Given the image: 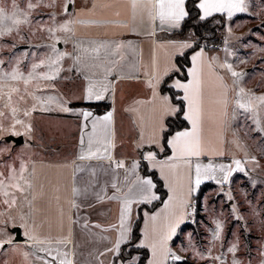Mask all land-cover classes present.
Returning <instances> with one entry per match:
<instances>
[{"label":"crops","instance_id":"1","mask_svg":"<svg viewBox=\"0 0 264 264\" xmlns=\"http://www.w3.org/2000/svg\"><path fill=\"white\" fill-rule=\"evenodd\" d=\"M72 21V71L76 76L74 82L79 87L72 90L73 100L65 106L74 110L91 111L94 116H103L113 111L112 124L107 133L111 140L110 157L106 154L100 158L79 159L81 151H87V134L92 130V118L84 121L77 111L63 112L55 104L45 105L50 110L55 109V113L50 110L43 113L57 115L56 119L50 122L49 119L41 121L39 143L32 144L29 141L33 145L32 151L20 150L14 146V154L11 155L17 170L21 161L28 162L32 188L25 193L17 192V202L10 209L0 203V209H6V217L2 218L6 219L7 226V237H0V240L9 236L13 238L11 245H5L7 264H60L61 260H70L72 264H119L116 255L106 250L113 246L118 237V232L111 225H118L122 201L110 197L127 193L128 198L139 199V185H133L132 182L137 175L145 176L146 168L156 172L163 181L167 190L163 202L169 195H173L168 187L169 182L176 189L178 197L187 192L189 169L183 166L182 160L173 161L180 164V167L165 169L168 176L166 180L160 175L159 168L152 169L147 161L141 159V153L146 149L137 147L142 142L141 134L147 139L154 130L163 103L160 97L170 95L162 86L171 75H165L166 70L173 63H177L178 52L181 51L177 43H191V35L176 34L184 20L177 28L165 26L161 30L158 21L149 22L144 10L138 9L134 18L132 0H85L74 6ZM232 23L234 25L236 22ZM99 45H105L112 54H105L102 49L99 57L92 55L90 50ZM117 45H120L118 50ZM199 47L204 48L210 61L216 57L212 61L213 67L224 77L229 91L226 110L215 104L206 105L211 113V117L205 120L206 142L210 141L212 149L222 152L223 155H202L198 161L193 158V164H232L234 160H239L234 155L230 141L235 78L219 68V65L231 63L238 71L239 66L235 65L238 60H235L232 52L229 53L225 44L217 50L204 45ZM85 49L89 51L85 52ZM189 50L191 49L182 51L185 54ZM77 56L80 57L79 60L75 59ZM157 78L162 83L154 90L148 86V81L155 83ZM90 83H94L97 89L108 86L109 90L104 94V99L89 101L84 98ZM168 85L171 86V79ZM213 88L214 84L209 87V93ZM154 91L157 93L155 98ZM173 103L176 102L173 100ZM85 123L88 124L87 128L83 127ZM82 135L85 139L83 146L80 144ZM98 136L103 139L104 133L98 132ZM95 147L96 145L93 150ZM168 155L171 153L158 154V159H164ZM118 161H123V168H116ZM135 161H140V166L133 172L132 165ZM192 175L194 176V172ZM113 184L116 188L112 187ZM207 184L216 182L204 181L200 188ZM75 189L80 190L79 194ZM155 191L159 195L157 189ZM196 194L190 197L185 195V198L192 202ZM154 202L133 205V219L130 222L132 236L134 224L139 217L137 213L143 215L141 236L137 243L143 239L145 222L149 225L150 239L156 235L152 231V222L144 215L145 212L154 214L163 208L162 202L155 209H149ZM173 205L179 214L181 210L178 201L174 200ZM184 211L187 215L177 230V235L181 226L192 219L189 208ZM164 215L162 213L156 222L161 233L166 230ZM21 216L24 217L23 220ZM177 235L168 242L171 249ZM29 236H34L35 239H29ZM124 247L125 245L121 246V252ZM148 250V259H151V249ZM64 253H67L66 257ZM158 260L164 264L162 257L158 256ZM167 264H170V260Z\"/></svg>","mask_w":264,"mask_h":264},{"label":"snow or ice","instance_id":"2","mask_svg":"<svg viewBox=\"0 0 264 264\" xmlns=\"http://www.w3.org/2000/svg\"><path fill=\"white\" fill-rule=\"evenodd\" d=\"M73 0H69L72 3ZM40 6L39 3H33L32 0H26V8H20L16 3V0H12L11 11L6 10L4 6H0V37L10 36L13 32H19L21 26L31 25V13L34 12ZM50 6V5H49ZM194 7L200 13L197 16L198 20H206L212 17L216 13L227 14L231 18L236 13H243L248 11V6L246 0H197ZM132 8L134 18L137 14V10L141 9L147 12L149 22L158 21L161 30L165 26L169 28H177L180 26L181 21L190 16V12L186 8V0H132ZM69 10L68 5H65L64 11L67 13ZM73 23L72 20L65 21V23L59 25L57 28H47V31L52 34L54 40H59L56 36L57 31L69 32L71 28L69 25ZM230 31V29H229ZM191 43L184 42H174L177 43L178 55L183 57L184 49H191V55L189 57V65L173 63L169 69L166 70L165 75H170L171 79V90H179V93L174 92L173 95L161 96L162 105L160 109V116L154 127V130L147 139L141 134V143L137 145L138 148L144 147L146 150L141 153V159L148 162V166L152 169L159 168L160 175L164 179H168L165 174V169H176L181 165L178 163H173V161H183V166L189 169V184L186 194L182 193L179 197L176 195V189L172 188L171 182H169L168 187L173 191V195H169L167 200L163 202V208L155 212L154 214L144 213L148 217V221L152 222V231L156 235L150 239L149 237V225L145 222L143 229V239L139 242H135L132 236V226L131 221L133 219V205L134 204H151L153 201L160 200L161 197L157 195L155 189L157 188L151 175L147 174L143 177L137 175L135 181L132 182L133 185L138 184L140 190L139 199L128 198L127 193L123 196L113 195L110 199H121V209L119 215L118 225H111L113 229L118 232V237L115 240L113 246L106 251L113 252L119 264H161L158 260V256L163 258L164 264L167 261H181L183 258L177 255L168 246V242L173 236L177 235V230L180 225L184 222L187 213L184 211L186 208H192L193 205L189 199L185 198V195L190 197L200 188L201 184L207 180H214L218 185H223L229 181V178L234 172H243L244 166L240 160H234L232 164H220L215 165L212 163L201 164L199 162L193 164V158L198 161L202 155H223L222 152L215 151L211 147V142L207 141L205 138V120L211 117V113L207 110L206 105L215 104L225 109L228 105V85L224 82V77L219 75L215 68L213 67L212 61L216 60L213 57L210 61L208 59L207 53L203 47H199L197 42V37L193 33L190 37ZM15 45H13L14 47ZM53 51L56 53L55 59L49 58L47 61L48 72H37V69L41 68L46 64L45 60H41L37 64L32 65V70L25 76L19 71V68H14L11 73L5 72L0 79L4 77H9L13 81H23L25 85V92L27 95L32 96L38 104L42 106V110L48 111L49 108L43 107L45 104L51 105L56 103L57 107L63 112L77 111L83 117L84 121H88L92 118L91 123V133L87 134V151H81L79 159H87L91 157L100 158L104 155H108L109 147L111 146V140L108 138V131L111 127L113 120V111L107 112L103 116H94L91 111L84 109H71L66 107L67 101H63L62 98H57L55 96H48L46 99L36 96L32 92L27 91V85H29L33 80L39 81H52L55 80L59 75L61 68L60 62L68 53L57 52L56 44L50 45ZM120 45H117V50ZM104 49L105 54L109 53L105 45H99L90 50V53L96 57H99L101 50ZM88 52V49L84 50ZM79 60L80 57L75 58ZM5 62L0 59V65ZM19 63V61H17ZM219 68L226 70L230 75L235 78L233 84L239 83V78L243 75L237 72L231 63H222ZM162 83L160 78H157L155 83L153 81H148V86L154 90L160 86ZM214 84V88L209 93L208 89ZM167 86V85H166ZM2 87V86H0ZM37 89L40 85L37 83ZM108 86L97 89L94 83H90L86 89V100H102L104 99V94L108 91ZM20 92L19 87H10L7 93L0 91V100L7 96V103L3 105V108L10 109V122L7 129H4L3 121L7 118L8 114L0 109V129L11 132L16 136L22 135L21 132L17 131V127L23 128L24 135H27L33 131L32 124L30 122H25L24 119L18 118V112L20 111L12 103V94ZM157 93L153 92V97ZM214 97V98H212ZM19 99L24 100V96H20ZM173 100L176 103H173ZM236 107L242 109L245 112H250L253 114L255 122L259 124V120L256 119L258 116V111L264 108V95H256L252 92H246L243 87H240L237 92V99L235 101ZM36 111V106L28 110L23 111L24 117H30L32 112ZM169 118H182L187 122L190 127H181L180 130H175L173 126L168 123ZM84 128L88 127V124L83 125ZM264 131V128L260 129ZM98 132L104 133V138L101 139L98 136ZM80 144L85 145L84 136H81ZM94 145H96L95 150H93ZM11 149L7 147H0V155L4 153H10ZM170 152L171 155L166 156L164 159H158V154ZM11 159V156H9ZM256 158L252 157V161ZM234 165V166H233ZM116 168H123V161L116 162ZM140 166V161H135L132 165V171L135 172ZM34 171V169H33ZM194 172V176L192 173ZM28 173V175H26ZM29 164L26 161H21L19 169L9 166V175L4 176L3 172H0V196L5 197L3 203L7 208H12L17 202L16 193H25L28 189L32 188V181L29 178ZM116 188V185H112ZM14 190V191H10ZM79 194L80 190H74ZM119 193V189H117ZM129 192H131V187H129ZM228 200H233L234 197L231 191L227 193ZM25 199L27 197L25 196ZM177 200L180 208V213L177 214L173 201ZM31 203V201H29ZM78 207V205H77ZM194 211V208H193ZM233 213H237L238 209L232 206ZM164 213V220L166 222V230L162 233L157 228L156 222L161 218V214ZM0 215H3L0 212ZM23 220L24 217L21 216ZM237 221L242 220L241 215H235ZM6 224V222H5ZM26 226V225H25ZM224 224L217 220L215 222V228L212 230L213 240H220L221 233L223 231ZM0 230H3L0 228ZM27 235V233H25ZM29 239L34 240V236H29ZM13 243V238L9 236L7 239L0 240V248H4L5 245H11ZM131 244L134 252H139L140 249H151V259L145 257L143 260L139 255H134L130 253L127 257H121V246ZM239 242L238 239L232 242L227 247V252L233 255L232 264H243V261L236 255L239 252ZM261 262L264 264V245H261L260 249ZM27 256V253H24ZM65 257L67 253H64ZM197 255L204 259L203 253L197 252ZM215 260L220 261V264H224L221 257L217 256ZM60 264H72L70 260H61Z\"/></svg>","mask_w":264,"mask_h":264},{"label":"rangeland","instance_id":"3","mask_svg":"<svg viewBox=\"0 0 264 264\" xmlns=\"http://www.w3.org/2000/svg\"><path fill=\"white\" fill-rule=\"evenodd\" d=\"M82 1L73 0L69 3V0H32L40 6L31 13V25H23L18 33L14 31L10 36L0 37V59L5 62L0 65V76L5 72L11 73L17 67L27 76L32 70V65L41 60H45L46 64L37 69V72H48L47 61L49 58L55 59L56 56L50 45L55 43L57 52L69 54L60 62L59 75L52 81L33 80L27 85V91L44 99L55 96L67 103L72 102V90L79 85L74 82L76 76L72 71L71 31H57L55 34L59 37L57 41L53 39L47 28H57L65 21L72 20L74 6ZM11 3L12 0H0V6H4L9 12ZM16 3L20 8H26V0H16ZM246 3L247 12L236 13L231 18L227 14H222L225 17V28L220 38L221 45L225 44L229 53L232 52L235 60H238V63H235L239 66L237 72L243 74L234 88L230 141L234 155L243 164L244 171H237L223 185L211 184L206 186L201 194L199 192L202 187L196 192V209L193 211L189 208L192 219L187 221V225L172 247V251L183 259L170 260V264H220V261L214 259L217 256L221 257L224 264H232L233 255L227 252V247L236 239L240 246L236 255L243 264H260L262 259L260 249L261 245H264V131L260 129L264 128V108L258 111L256 119L259 120V124H257L253 114L238 109L235 101L240 87L246 92L264 95V0H246ZM65 5L69 8L67 13L64 11ZM233 21L236 22L234 25ZM194 22L196 25L198 21ZM69 27L71 28V24ZM208 30L211 28L205 25L198 30L201 36H198L194 29L191 32L195 33L197 41L206 43L209 37ZM241 58H245V62H241ZM37 83L40 85L39 89L36 87ZM0 86H2L0 91L3 93H7L10 87L20 88V92L12 94V103L20 110L18 118L24 119L26 123L30 122L33 128L31 133L24 135L23 128L18 126L17 131L22 133L20 136L0 129V147L11 149L10 153L0 155V172L7 177L9 166L14 167L12 158L9 159V156L14 154V146L20 150L32 151V144L39 143L41 121L47 119L49 122L53 121L57 115H53L55 109L50 110L53 114L43 113L42 106L32 96L26 94L22 80L13 81L9 77H4L0 79ZM20 96H24V100L21 101ZM5 103H7L6 95L0 100V109L8 114L3 121L4 129H7L11 117L10 109L3 108ZM53 104L56 106V103ZM33 105L36 106V111L32 112L30 117H24L23 111L30 110ZM252 157L256 160L252 161ZM229 191L234 197L231 201L227 198ZM3 198L5 197L0 196V203H3ZM232 206L238 209L237 213H233ZM0 212L3 213L0 215V228L3 229L0 230V237H7L6 219L2 218L6 217V209L4 211L0 209ZM235 215H241L243 219L237 221ZM217 220L224 224V228L221 239L213 240L212 230ZM131 252H133L131 245L123 251L124 254ZM197 252L203 253L205 258L201 259ZM137 253L141 257L140 253ZM6 260L5 246L0 248V264H7Z\"/></svg>","mask_w":264,"mask_h":264},{"label":"trees","instance_id":"4","mask_svg":"<svg viewBox=\"0 0 264 264\" xmlns=\"http://www.w3.org/2000/svg\"><path fill=\"white\" fill-rule=\"evenodd\" d=\"M197 2V0H187V9L188 11L190 12V16L185 18L184 20V23L181 27L180 30H178L176 32V34L178 36H187V35H192V32H193V29L195 30L196 34L198 36H201V34H199L198 30H200V28H203V26L207 25L211 28V30H208L209 32V37L207 38V42L206 43H203V42H198L199 46L201 45H204L206 47H210L211 44H214L215 42L217 41H221L220 38L221 36L224 34V28H225V19H224V16L221 15V14H215L213 15L212 17H209L207 18L206 20H198L197 19V16L200 14L197 9L194 7V4ZM195 20H197V24L195 25ZM192 31V32H191ZM192 50H189L187 51L185 54H183V57L181 56H178L177 57V63L178 64H184V65H187L189 66V57H190V53H191ZM170 80V76L167 78L166 82L163 84L162 86V89L165 91V92H168L170 95H173L174 92L176 94H181L179 93L178 90H171V87L170 85H168V81ZM167 85V86H166ZM175 101V100H174ZM176 102V101H175ZM168 123L170 124V126H173L175 128V130H178L180 129L181 127H186L188 125L187 122H185L182 118H169L168 120ZM169 152H165V154H167ZM145 172L147 174H150L156 185H157V191L159 192V195L161 197L160 200H157L155 201L151 206H149V209H155L156 207H158L163 201L164 199L166 198L167 196V190L166 188L164 187L163 185V181L161 180V178L158 176V174L156 172H153V171H149L147 170V168L145 169ZM208 185H211V184H207L206 186ZM206 186H203L201 189H200V194L202 193V191L204 190V188ZM199 195V194H198ZM200 196V195H199ZM143 221V215L140 214L139 217L137 218L135 224H134V227H133V239L134 241L136 242L140 236H141V231H140V228H141V223ZM187 225V222L185 224H183L181 226V229H180V232L184 230V227ZM180 232L179 234L177 235V237H179L180 235ZM176 237V238H177ZM176 240V239H175ZM128 245H131L130 243L125 245V247L123 248V251L125 250V248L128 246ZM123 251L121 252V257H127L130 253L128 254H124ZM132 254H134V251L131 252ZM137 253V252H135ZM139 253L141 255V259L143 260L145 257L149 258V250L147 248L145 249H140L139 250ZM145 264H146V261H145Z\"/></svg>","mask_w":264,"mask_h":264},{"label":"built area","instance_id":"5","mask_svg":"<svg viewBox=\"0 0 264 264\" xmlns=\"http://www.w3.org/2000/svg\"><path fill=\"white\" fill-rule=\"evenodd\" d=\"M210 47H212V48H215V49H220L221 47H222V45H221V41H217V42H215L214 44H211L210 45ZM245 58H241V62H245ZM192 205H193V207H192V209L194 208V210L196 209V206H197V204H196V201H195V199L194 200H192Z\"/></svg>","mask_w":264,"mask_h":264}]
</instances>
